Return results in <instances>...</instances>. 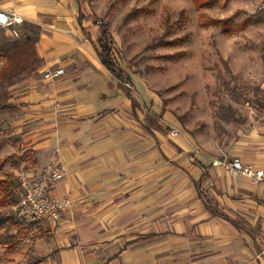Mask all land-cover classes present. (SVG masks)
I'll list each match as a JSON object with an SVG mask.
<instances>
[{"label": "crops", "instance_id": "obj_1", "mask_svg": "<svg viewBox=\"0 0 264 264\" xmlns=\"http://www.w3.org/2000/svg\"><path fill=\"white\" fill-rule=\"evenodd\" d=\"M0 7L40 28L39 66L18 77L0 122L13 137L0 159L12 158L18 180L57 162L66 176L51 195L71 201L57 229L35 228L30 264H264L263 189L213 166L239 158L264 168V122L246 121L224 150L208 149L124 68L111 29L127 81L106 68L88 0ZM59 68L61 78H45Z\"/></svg>", "mask_w": 264, "mask_h": 264}, {"label": "rangeland", "instance_id": "obj_2", "mask_svg": "<svg viewBox=\"0 0 264 264\" xmlns=\"http://www.w3.org/2000/svg\"><path fill=\"white\" fill-rule=\"evenodd\" d=\"M88 1L93 13L109 23L124 68L137 71L146 89L181 120L186 132L204 140L206 148L222 151L246 121L264 122V0H215L204 9L194 0ZM215 20L232 28L242 22L248 26L224 35L219 27L207 26ZM4 39L14 38L0 27ZM4 63L0 54V71ZM17 79L12 85L0 80V102L8 103ZM5 117L0 112V122ZM9 134L0 123V146L12 140ZM3 154L0 163L6 162L9 171ZM0 212L12 218L0 231V264H30L36 258L32 247L39 224L17 221L14 207L0 206ZM28 226L23 239L16 237L11 247L1 244L2 237L16 236Z\"/></svg>", "mask_w": 264, "mask_h": 264}, {"label": "trees", "instance_id": "obj_3", "mask_svg": "<svg viewBox=\"0 0 264 264\" xmlns=\"http://www.w3.org/2000/svg\"><path fill=\"white\" fill-rule=\"evenodd\" d=\"M194 3L198 9H204L213 7L215 5V0H205L203 2H200V0H194ZM225 24L226 21L215 20L209 22L207 26L219 27L224 35H234L237 31L244 30L248 26L247 22H242L239 26H235L234 28L227 27ZM23 29L26 33H22L20 38L0 40V54L5 59L4 66L0 71V80L8 85H12L18 77L27 76L36 71L40 63L36 51V43L40 37V28L25 22L23 24ZM99 55L102 63L114 76L123 82L127 81L120 67V56L116 49L114 37L110 31V25L106 21L101 22ZM10 109L11 107L7 103L0 102V112H7ZM9 160H12V158L10 157L6 161ZM5 163L6 162L0 163V206L12 208L20 201L22 188L16 175L11 171L5 170ZM11 221L12 218L6 217L4 212H0V231L9 225ZM14 225H18V223L16 222ZM29 230L30 226L19 231L16 236L9 235L5 238L2 237L1 244L9 245V247H11V245H13L12 242L16 237H21V239H23ZM40 262L41 261H38L32 264H38Z\"/></svg>", "mask_w": 264, "mask_h": 264}, {"label": "built area", "instance_id": "obj_4", "mask_svg": "<svg viewBox=\"0 0 264 264\" xmlns=\"http://www.w3.org/2000/svg\"><path fill=\"white\" fill-rule=\"evenodd\" d=\"M14 0H0V2H12ZM264 11V2L261 6ZM24 19L15 11H8L0 7V27L8 31L12 38H20L21 27ZM65 74L63 68L49 70L45 78L56 81ZM177 135L178 131H172ZM214 167H221L236 177H245L254 184L261 186L264 192V168H256L253 165L245 164L241 159L234 158L215 160ZM66 176L65 168L57 162L49 163L42 174L30 177L23 172L19 176L22 188V195L18 204L14 207L13 217L26 224H46L57 229L62 215L71 207L70 200H59L51 195V187ZM264 255V250L261 252Z\"/></svg>", "mask_w": 264, "mask_h": 264}]
</instances>
